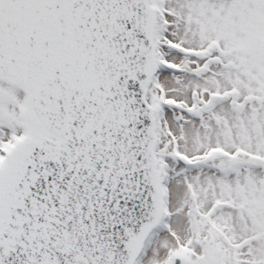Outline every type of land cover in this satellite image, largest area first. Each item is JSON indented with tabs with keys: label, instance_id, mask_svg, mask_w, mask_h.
Wrapping results in <instances>:
<instances>
[{
	"label": "snow or ice",
	"instance_id": "obj_1",
	"mask_svg": "<svg viewBox=\"0 0 264 264\" xmlns=\"http://www.w3.org/2000/svg\"><path fill=\"white\" fill-rule=\"evenodd\" d=\"M0 264H264V0H0Z\"/></svg>",
	"mask_w": 264,
	"mask_h": 264
}]
</instances>
